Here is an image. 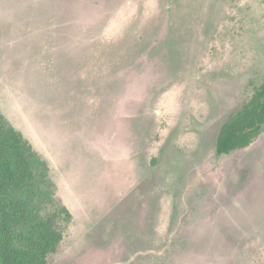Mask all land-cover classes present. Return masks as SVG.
Segmentation results:
<instances>
[{"label": "rangeland", "instance_id": "1", "mask_svg": "<svg viewBox=\"0 0 264 264\" xmlns=\"http://www.w3.org/2000/svg\"><path fill=\"white\" fill-rule=\"evenodd\" d=\"M264 0H0V134L48 169L50 264H264Z\"/></svg>", "mask_w": 264, "mask_h": 264}, {"label": "trees", "instance_id": "2", "mask_svg": "<svg viewBox=\"0 0 264 264\" xmlns=\"http://www.w3.org/2000/svg\"><path fill=\"white\" fill-rule=\"evenodd\" d=\"M248 95L229 113L215 142L227 155L255 142L264 130V80L250 81ZM22 135L12 128L0 134V264H50L61 237L43 213L51 203L48 169L35 154H21Z\"/></svg>", "mask_w": 264, "mask_h": 264}]
</instances>
